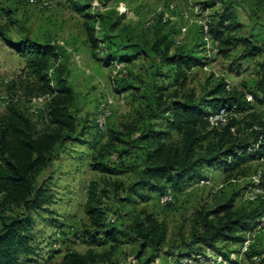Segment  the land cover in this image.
Segmentation results:
<instances>
[{
    "label": "trees",
    "instance_id": "trees-1",
    "mask_svg": "<svg viewBox=\"0 0 264 264\" xmlns=\"http://www.w3.org/2000/svg\"><path fill=\"white\" fill-rule=\"evenodd\" d=\"M256 3L264 7V0ZM14 5L13 0H0L2 37L7 24L1 20L13 13ZM81 6L77 8L80 12L86 9ZM116 18L105 19L99 13L88 16L95 21L94 26H88V40L98 60L110 66L129 63L141 56L152 61L148 81L139 78L140 85H136L127 74L116 79L117 91L122 94L132 91L140 103L132 120L121 123V127H109L107 140L93 156L92 167L105 175L135 174L127 187L120 181L110 183L117 192L119 189L127 192L123 203L134 204L137 197L146 201L150 193L162 195L194 180H209L204 168L233 173L248 161L264 159V118L252 111L254 101L264 106V59L259 63L261 76L249 93L229 89L222 79L198 96L186 88L190 70L208 64L207 57L201 55L202 42H198L202 36L189 47L172 50L173 40L159 33L160 25L168 22L163 21L162 14L154 40L141 43L125 27L113 34L122 25L120 20L124 16ZM239 27L226 6L210 24V32L226 48L243 44L240 59L264 54L261 42L235 34ZM10 45L25 59V66L17 79L8 84L14 93L0 113V264H22L24 259L33 260L39 255L34 214L48 210L46 205L52 200L47 185L38 184L39 177L67 142L88 143L86 136L95 134L92 129L101 130L96 121L91 124L78 115V94L63 65L58 64L61 58L58 45L28 35ZM221 52L226 54L228 49ZM249 94L253 101L248 99ZM38 97H44L45 102L31 111L29 102ZM220 108L226 109L229 121L213 125L209 117ZM111 155L117 161L112 165L106 161ZM260 184L263 195L255 200L238 205L230 197L211 209L198 210L188 236L182 228L179 238L168 243L170 250L175 248L168 255L203 261L210 259L207 256L210 249L222 256L223 262L240 264L231 253H240L241 249L227 252L219 243L242 247L248 240L247 233L258 230L264 216V179ZM108 190L92 184L86 201L88 225L81 233L73 232L74 237L90 244L88 250L63 247L62 241L57 240L49 251V264H99L111 260L126 243L138 245L136 258L141 264H151L159 257L168 242L167 224L141 208L132 210L128 222L115 225L116 218L108 215L111 207L103 202ZM101 247L104 249L99 251ZM60 254H63L60 261H52Z\"/></svg>",
    "mask_w": 264,
    "mask_h": 264
},
{
    "label": "rangeland",
    "instance_id": "rangeland-1",
    "mask_svg": "<svg viewBox=\"0 0 264 264\" xmlns=\"http://www.w3.org/2000/svg\"><path fill=\"white\" fill-rule=\"evenodd\" d=\"M13 13L5 16L1 21L7 24L5 35L0 36V113L6 109L8 97L14 93L8 85L22 73L25 59L10 45L20 38L30 36L42 42H52L60 48V61L67 74L68 81L78 94L77 113L81 119H88L95 124L100 106L109 98L113 100L110 106L111 114L105 130L95 132L94 137L87 135L86 143L67 142L53 163L39 177L38 184H45L49 188L52 200L46 205V211L34 214L35 226L40 243L39 255L33 260H23L22 264H49L50 253L55 241H62L63 247H70L86 252L90 244L74 237L73 232H83L88 225L86 201L88 190L96 183L98 189L108 188L109 195L103 202L111 207L108 215L116 218L115 225L122 221L128 222L134 209L146 208L149 212L167 224L168 242L160 252L159 257L151 264H220L222 256L216 255L207 249L209 260L197 261L194 257L178 255L169 256V242L179 238V231L183 228L188 236L190 228L198 210L211 209L234 197L238 205L248 202V195L254 192L263 195L261 182L264 179V160H252L244 164L241 170L227 173L223 169L204 168V175L209 180H194L181 188H170L173 198L164 201L165 194L150 193L148 200L137 197V202L123 203L127 196L125 189L117 192L111 182L120 181L129 186L134 178L133 172H124L119 175H105L92 167L93 156L96 150L105 143L111 125L121 127V123L132 120L136 114L139 101L135 100L133 92L125 94L117 91V82L124 74L136 85H140L139 78L148 81V69L152 61L138 57L129 63L107 65L98 60L96 51L88 40L89 27L95 25L89 20V15L101 14L105 19L109 16L119 18L121 26L113 30L118 34L122 27L132 31L137 42H152L157 33L156 24L159 15L168 11L171 4L175 9L170 13L167 23L160 25V34L169 35L173 40V48L189 47L195 41L202 42L201 55L207 57L208 64L193 67L190 70L188 91L202 95L215 83L224 79L229 89H239L246 92L255 89V83L261 76L259 63L264 54L255 58L240 59L244 45L225 47L208 34V40L218 51L210 50L206 46L208 40L200 21H205L209 27L214 22L223 7L228 6L238 20L240 27L236 35L261 42L264 46V7L259 6L256 0H13ZM85 5L84 11L78 7ZM80 9V8H79ZM151 22V23H150ZM89 26V27H88ZM221 49H228L224 54ZM103 53H100V55ZM99 55V54H98ZM118 64H124L118 68ZM132 72V74L130 73ZM253 101V99L251 100ZM45 102L44 97L31 100V111L38 109ZM264 118V106L254 101V110ZM243 115L240 114L241 118ZM40 126H43L42 124ZM111 165L117 163L114 155L106 160ZM262 171L260 182H255ZM116 195L114 196V194ZM17 211H20L18 209ZM124 212L127 214L124 216ZM131 213V214H130ZM129 214V215H128ZM264 217V216H263ZM262 217V218H263ZM261 223L253 233H247L244 245L230 244L223 250L241 249V252H232L231 257L238 259L240 264H264V224ZM75 239V240H74ZM179 241V240H177ZM104 247L98 248L102 251ZM137 244H124L112 256L111 260L99 264H141L136 258ZM256 254V255H254ZM63 254L52 261H60ZM228 264L227 262H223Z\"/></svg>",
    "mask_w": 264,
    "mask_h": 264
},
{
    "label": "built area",
    "instance_id": "built-area-1",
    "mask_svg": "<svg viewBox=\"0 0 264 264\" xmlns=\"http://www.w3.org/2000/svg\"><path fill=\"white\" fill-rule=\"evenodd\" d=\"M174 9H175V5L174 4H171L169 6L168 11H165L163 13L162 19H163L164 22H167L171 18L170 13ZM200 24L203 25L204 31L207 34L206 38L208 40V34L211 33L210 32V27H209V25L205 21H200ZM206 46L209 47L210 50L212 49V50H215L216 52L218 51L216 48L213 47V45H211L210 40H208V43L206 44ZM124 66H125L124 64H118L117 65L118 68H123ZM248 99L249 100H252L253 99L252 95L249 94L248 95ZM32 100L33 101H36L37 98H33ZM111 104H113V100L111 98H109L107 101H105L104 103H102L101 106H100V111H99L100 113L97 116L96 123H97L98 127L101 130H105L107 128L108 119H109L110 114H111V110H110ZM209 119H210V122L213 125H225L229 121V114H228V112L226 111L225 108H220L217 112H215L214 114H211L210 117H209ZM262 160H264V159H262ZM261 174H262V171L259 170V175L255 179V182L256 183L257 182H260V176H261ZM171 193H172L171 190H168L167 193L164 195L163 200L164 201L171 200L173 198V195ZM257 196L258 195L255 194L254 192H251L248 195V198L250 200H255L257 198ZM111 220L113 221L114 219H111ZM262 224H264V217L262 218ZM221 262H223V259L221 260Z\"/></svg>",
    "mask_w": 264,
    "mask_h": 264
}]
</instances>
